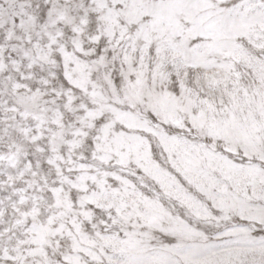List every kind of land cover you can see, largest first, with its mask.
<instances>
[{"label":"snow or ice","instance_id":"6c2138e0","mask_svg":"<svg viewBox=\"0 0 264 264\" xmlns=\"http://www.w3.org/2000/svg\"><path fill=\"white\" fill-rule=\"evenodd\" d=\"M0 264H264V0H0Z\"/></svg>","mask_w":264,"mask_h":264}]
</instances>
